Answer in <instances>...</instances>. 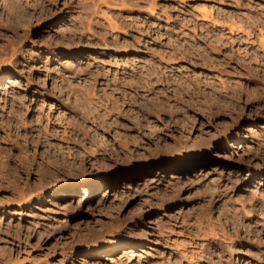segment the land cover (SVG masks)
Here are the masks:
<instances>
[{
    "label": "rangeland",
    "instance_id": "1",
    "mask_svg": "<svg viewBox=\"0 0 264 264\" xmlns=\"http://www.w3.org/2000/svg\"><path fill=\"white\" fill-rule=\"evenodd\" d=\"M263 35L264 0H0V264H264Z\"/></svg>",
    "mask_w": 264,
    "mask_h": 264
},
{
    "label": "bare ground",
    "instance_id": "2",
    "mask_svg": "<svg viewBox=\"0 0 264 264\" xmlns=\"http://www.w3.org/2000/svg\"><path fill=\"white\" fill-rule=\"evenodd\" d=\"M205 11V10H204ZM205 14V13H204ZM211 14V13H210ZM206 15H208V13L207 14H205V16ZM264 36V35H263ZM262 36V37H263ZM263 42V43H262ZM262 42H261V44L263 45L264 44V37H263V40H262ZM127 86H130V87H132V84H126ZM129 101L130 102H132V101H134V99L133 98H131V99H129ZM84 104H87V105H90L91 103H84ZM84 104L82 105V107H81V119H83L84 121L85 120H87V119H89V118H94V119H96V120H98L99 121V126H106L107 124H106V121L104 120L105 119V116H104V114H100L99 112L100 111H98V112H94V111H92V112H90V110L91 109H89V111L88 112H86L85 110L87 109L86 107H84ZM104 107H105V111H106V113H107V115L108 116H111V115H114V114H121L123 111H121L120 110V106H118L117 104H106V105H104ZM120 107V108H119ZM108 126V125H107ZM41 135L38 137V141L36 142L35 141V143H37L39 146L41 145V144H43L45 141H47V138L49 137V136H53L54 134H51L50 133V131H42L41 133H40ZM200 163V160H192V161H189V162H186V163H182V164H180V165H178V164H176L175 165V168L177 169V168H180L181 166L182 167H194V166H197V164H199ZM181 167V168H182ZM93 194H94V190H92V189H87V191H86V197H87V199H88V197H92L93 196ZM85 195V194H84ZM110 248H112V247H110ZM115 249H113V251H114ZM118 251V250H117ZM108 255V254H107ZM192 264V263H191Z\"/></svg>",
    "mask_w": 264,
    "mask_h": 264
}]
</instances>
